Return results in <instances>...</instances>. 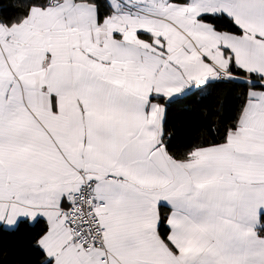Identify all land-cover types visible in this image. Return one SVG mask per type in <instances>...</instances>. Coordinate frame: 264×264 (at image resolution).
Returning a JSON list of instances; mask_svg holds the SVG:
<instances>
[{
    "label": "snow or ice",
    "instance_id": "1",
    "mask_svg": "<svg viewBox=\"0 0 264 264\" xmlns=\"http://www.w3.org/2000/svg\"><path fill=\"white\" fill-rule=\"evenodd\" d=\"M13 7L0 247L33 230L14 264H264V0Z\"/></svg>",
    "mask_w": 264,
    "mask_h": 264
},
{
    "label": "trees",
    "instance_id": "2",
    "mask_svg": "<svg viewBox=\"0 0 264 264\" xmlns=\"http://www.w3.org/2000/svg\"><path fill=\"white\" fill-rule=\"evenodd\" d=\"M15 14L16 9L13 7V0H0V15L14 16ZM206 103L208 101L201 102L198 98H194L173 109L172 119L177 121L178 126H180V122H184L182 131L178 133L181 140L191 133L192 125L198 123L196 113ZM177 142L179 143L180 141L178 140ZM39 227L40 225H37L35 230H39ZM28 231L33 230L22 226L19 234L4 238L2 247H0V264H14V261L22 255L25 244L24 233Z\"/></svg>",
    "mask_w": 264,
    "mask_h": 264
}]
</instances>
